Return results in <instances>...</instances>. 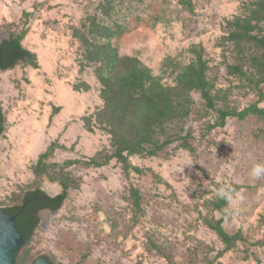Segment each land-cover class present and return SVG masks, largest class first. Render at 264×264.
<instances>
[{
    "label": "rangeland",
    "instance_id": "1",
    "mask_svg": "<svg viewBox=\"0 0 264 264\" xmlns=\"http://www.w3.org/2000/svg\"><path fill=\"white\" fill-rule=\"evenodd\" d=\"M191 1L192 11L178 0H0V33H17L25 23L23 11L37 16L28 23L22 45L39 65L0 74V208L37 188L60 194L59 182L34 171L51 145L57 148L56 163L93 157L111 147L106 132L86 129L84 118L94 116L105 102L94 66L73 38L87 20H107L105 10L112 9L129 26L112 41L120 56L137 58L162 83L175 85L202 51L210 77H218L217 88L230 93V106L243 110L257 103L259 97L241 89L227 72L235 56L227 41L228 22L243 15L252 0ZM81 83L90 89L75 91ZM195 98L200 101L198 94ZM258 106L264 109V99ZM215 122L210 113L194 124L197 159L182 149L169 160L131 159L156 172L161 184L133 172L127 179L116 162L100 169H70L81 177L80 187L69 190L60 210L41 218L17 264H32L46 253L62 264H264V249L246 245L216 258L222 244L204 223L221 218L209 207L226 197L224 227L249 240L264 237V122L253 115L209 131ZM132 186L142 191L140 210L133 205Z\"/></svg>",
    "mask_w": 264,
    "mask_h": 264
},
{
    "label": "trees",
    "instance_id": "2",
    "mask_svg": "<svg viewBox=\"0 0 264 264\" xmlns=\"http://www.w3.org/2000/svg\"><path fill=\"white\" fill-rule=\"evenodd\" d=\"M178 1L189 11L193 10L191 0ZM252 2L243 15L228 22L230 32L227 41L235 56L227 72L239 81L241 89H247L248 93L259 97L257 103L243 110L228 104L226 94L229 96L230 93L224 94L223 90L217 88L218 77H210L211 67L202 51L198 53L195 65L183 70L177 77L175 85L162 83L161 78L137 58L120 56L112 41L128 32L129 26L120 23L112 9L103 12L107 20L98 21L94 17L73 31V38L81 44L86 62L94 66L95 78L101 86V98L105 102V106L94 116L84 118L85 126L89 132L99 128L110 135L111 147L93 157L56 163L53 159L57 148L51 145L39 157L35 174L39 178L59 182L62 192L51 197L40 188L29 190L21 200L4 208L7 214L16 215L15 222L26 244L40 224L37 211L43 208L53 212L60 210L69 190L80 187L81 177L70 169H100L116 162L127 179L133 172L148 182L161 184L162 179L156 172L133 165L131 159L169 160L179 149L197 159L199 139L194 124L202 122L210 113L216 115V122L209 126V131L225 128L232 119L244 120L253 115L264 122V109L258 106L264 99V0ZM250 5L255 7L251 9ZM22 18L25 23L17 33H13L9 39H0V71L13 69L20 61L34 69L39 68L37 56L22 45L28 34V23L37 16L23 11ZM74 89L82 92L89 90L90 86L81 83ZM195 94L200 96V101L196 100ZM3 131L4 117L1 113L0 134ZM130 194L133 205L140 210L143 199L141 189L132 186ZM210 204L213 212L221 214L220 219L212 217L204 220L222 244L216 258H221L238 245L264 249V237L249 240L241 231L230 232L224 227V208L228 205L226 197ZM170 264H173L172 261ZM202 264L213 263L205 261Z\"/></svg>",
    "mask_w": 264,
    "mask_h": 264
},
{
    "label": "water",
    "instance_id": "3",
    "mask_svg": "<svg viewBox=\"0 0 264 264\" xmlns=\"http://www.w3.org/2000/svg\"><path fill=\"white\" fill-rule=\"evenodd\" d=\"M12 34L9 32L0 33V39L6 40L9 39ZM26 65L24 62L20 61L16 66H24ZM11 70V69H10ZM6 71H0L1 73L7 72ZM0 110V114H1ZM3 115V114H2ZM1 135V134H0ZM62 192V189L60 190V193ZM49 195V194H48ZM51 196V195H49ZM54 197V196H51ZM24 207V204L22 205V208ZM53 214L52 211L49 213H42V217L47 215ZM16 215H9L5 211L4 208H0V264H17L16 257L17 253H19L27 244L17 227V224L15 222ZM48 257L54 264H62L58 262H54L50 255L48 253L38 256L32 264H51L47 258Z\"/></svg>",
    "mask_w": 264,
    "mask_h": 264
},
{
    "label": "flooded vegetation",
    "instance_id": "4",
    "mask_svg": "<svg viewBox=\"0 0 264 264\" xmlns=\"http://www.w3.org/2000/svg\"><path fill=\"white\" fill-rule=\"evenodd\" d=\"M51 210L49 209V208H43V209H39L38 211H37V217L39 218V220H40V222H41V218H42V213H44V212H46V213H49ZM53 212V211H52ZM54 213V212H53ZM45 258H48V257H46L45 256ZM48 260H50L49 258H48ZM51 261V260H50Z\"/></svg>",
    "mask_w": 264,
    "mask_h": 264
}]
</instances>
